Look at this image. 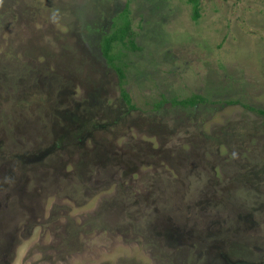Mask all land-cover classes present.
I'll return each instance as SVG.
<instances>
[{"label": "rangeland", "instance_id": "rangeland-1", "mask_svg": "<svg viewBox=\"0 0 264 264\" xmlns=\"http://www.w3.org/2000/svg\"><path fill=\"white\" fill-rule=\"evenodd\" d=\"M197 9L0 0V264H264V0Z\"/></svg>", "mask_w": 264, "mask_h": 264}, {"label": "trees", "instance_id": "trees-1", "mask_svg": "<svg viewBox=\"0 0 264 264\" xmlns=\"http://www.w3.org/2000/svg\"><path fill=\"white\" fill-rule=\"evenodd\" d=\"M188 2L193 5L194 7L193 15L195 18H197L199 16V12L197 9L198 0H188ZM128 13H129L128 9H125L122 15L120 16L122 18V23L120 24L115 23L112 28L113 31L109 34L104 35L100 43L102 56L107 60L110 66L117 71L120 79V85L125 83L127 65L124 64L123 62L122 57L125 56L124 54H121L120 52L114 53L115 45L120 44L124 48L130 50H136L138 48V46L134 41V34L130 28ZM121 97L129 108L134 107L131 104L129 93H127L123 85H121ZM165 100L166 99L161 100V103L158 104V107L161 106V104ZM204 101H206V98L204 96L194 94L191 97L185 99H180V100L172 99L171 104L172 106H180V107L188 108V107H193L196 104H200ZM257 112L258 114L264 117L263 110H258Z\"/></svg>", "mask_w": 264, "mask_h": 264}]
</instances>
